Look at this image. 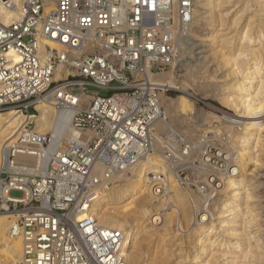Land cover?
Listing matches in <instances>:
<instances>
[{"label":"built area","instance_id":"built-area-1","mask_svg":"<svg viewBox=\"0 0 264 264\" xmlns=\"http://www.w3.org/2000/svg\"><path fill=\"white\" fill-rule=\"evenodd\" d=\"M194 14L195 0H22L17 19L0 15V113L26 119L0 145V213L18 215L17 264H129L123 231L99 223L92 206L115 175L157 153L172 163L177 150L194 149L184 133L159 127L169 89L150 77L178 57ZM39 105L72 110L77 132L40 171L19 160L51 142L35 130ZM148 176L159 186L164 175ZM4 247L0 235V264Z\"/></svg>","mask_w":264,"mask_h":264},{"label":"bare ground","instance_id":"bare-ground-1","mask_svg":"<svg viewBox=\"0 0 264 264\" xmlns=\"http://www.w3.org/2000/svg\"><path fill=\"white\" fill-rule=\"evenodd\" d=\"M21 1L9 0L11 8H8L4 5V0H0V15L4 23H11L18 18ZM233 2L234 0H195L194 19L186 34L179 37L178 57L171 65V71L165 76L150 73L152 80L159 82L165 88H178V82H176L173 72L177 69L184 54L192 49L193 25L198 16L204 19L205 24H207V38L203 40V46L209 47L214 44L217 47L227 46L231 37H227L229 32L218 33L219 30H225V28L217 29V23L221 26L226 24L223 18L215 16L214 11L215 7H224V5ZM203 8L205 11L197 14ZM236 21L237 18L234 22ZM252 31L253 27L249 21L239 37L238 56L230 62L229 73L222 76H232L233 80L229 81L232 85V91L227 95L222 92L215 95L223 105L236 111L234 115L225 112L220 119H230L232 123L237 122L245 125V130L239 135V143L231 144L226 141L225 148L212 147L214 133L208 132L203 135L202 143L199 144L200 148L194 147L198 153L196 159L200 162L201 167L203 165L207 169L204 172L207 174L206 181L209 186L202 185L203 178L196 176L193 183L197 186L198 195L193 191L183 193L184 189L179 192L176 183L180 181V178L175 166L177 163L180 164L190 158L194 151L191 148L186 156L182 149H179L175 152L176 160L172 163L157 153L151 159L132 169L131 173L125 172L115 175L111 179L113 186H109L103 196L92 206L91 214L98 219L99 223L123 231L125 258L129 264H170L171 251L166 246L170 233L168 224L175 212L178 214L177 216H180L177 222L181 228L184 227L181 222L182 216L185 218L183 223L186 224V227L189 228L192 223L188 236L193 239L196 246H199L197 251L190 256H186L187 254L181 248L179 251L181 257L177 264H182L192 255L194 259L197 258L199 253L209 244V241L210 243L218 241L220 238V234L217 233L219 227L227 232L230 237V240L225 241V247H236L238 245L236 238L242 236L246 239L248 246H251L250 252L253 254L256 263L264 261V236L258 234L262 230V219L259 218L260 214L259 211L257 212V207L253 205L252 192L243 191L241 185L244 177L249 178L258 173L261 164L260 156L264 151V78H261V75L258 79L261 72L264 75V36L260 31L259 46L253 48L250 45ZM215 52L217 54V51H214V54ZM248 55H253V57L248 58ZM249 59H252L251 64ZM224 61L228 60L224 59ZM69 72L71 70H65V75ZM60 76H62L61 72L57 71L55 77ZM241 83L249 84L242 85ZM165 97L167 96L163 94V105H166ZM176 101H178V107L184 115L196 112L193 102L187 96L180 95ZM38 109L40 113L36 115L35 130L40 134H51V142L45 152H38L36 156H19V160L26 159L32 167L38 166L40 171L47 166V153L60 147L64 138L68 142L77 135V132L71 125L72 110L56 111L50 105H39ZM166 114L168 115L167 111ZM25 122V117L16 112L0 113V145L9 139L16 138ZM159 127L162 129L173 128L171 123L165 121L160 122ZM226 127L224 126L222 129L225 130ZM230 136L227 139H230ZM18 166V168L32 170L30 166L27 168L24 165ZM152 172L164 175L161 183H159L161 185L157 186L158 183H152L153 181L148 176ZM221 191H225L226 194L218 210L214 212L209 205ZM175 199L180 205L171 204ZM242 204L245 207H242ZM241 212L244 220L246 219L248 223L256 226L254 235L247 236L245 231L239 230L235 225L236 217ZM154 216L155 218H153ZM17 219L18 215L12 212L0 213V235L3 237L4 243L7 241L5 240V231L10 228L7 231L10 242L5 244L2 253L7 254V258L4 257L7 262L17 256L11 260L15 262L12 264H17L22 255L20 227ZM214 236L215 239L211 241L210 239ZM150 239L155 240L157 246L154 248L153 258L146 262L143 259L142 250L149 244ZM252 239H255V243H253L255 247L252 246ZM11 245L13 247L7 250L6 248ZM240 252L241 250H238L233 257H237Z\"/></svg>","mask_w":264,"mask_h":264},{"label":"rangeland","instance_id":"rangeland-1","mask_svg":"<svg viewBox=\"0 0 264 264\" xmlns=\"http://www.w3.org/2000/svg\"><path fill=\"white\" fill-rule=\"evenodd\" d=\"M199 11L197 12V14L205 11V9L203 8ZM214 14L215 16H219L220 18L224 19L226 25L221 26L219 25V23H217L216 27L217 29L225 28V30H219L218 33L229 32V36H227L231 37L229 44L223 47H217V45L215 44V46L211 45L209 47H204L203 40L207 38L208 32V30L206 29L207 24H205L204 19H202L200 16L196 17L195 23L193 25L194 35L192 36V49L188 50L184 54L183 58L178 63L177 69L173 72L174 77L177 80L176 82H178V88L167 87L169 91L167 92V94H165V96L167 97H165L166 105H164V107L168 112L169 119L167 122L171 123L175 130L184 133V136L188 140L190 139L194 147H199V144L202 143L203 135L207 134L208 132H213L215 134L213 135L214 138L212 139L214 143L212 144V147L215 146V148L217 147L218 149H222L225 148L226 141L230 142L231 144L239 143V135L245 130V125L237 122L232 123L230 119H220V117L222 118L224 116L225 112L234 115L236 114V111L230 109L226 105H223L222 102L219 101V98L215 95L220 94L221 92L227 95L232 91V85L229 83V81H231L232 79V76H222L226 73H229V68L231 67L230 62L238 56L240 41L239 37L242 30L244 29V26L249 21H251V25L253 27V31L251 32L252 39L250 45L253 48H257L259 46L258 40L260 39L261 34L264 36V0H234L233 3L226 4L224 5V7H215ZM236 18L237 21L234 22ZM260 31L261 34L259 33ZM206 49L209 50L206 51ZM214 51H217V54L216 52L214 54ZM207 55L209 56L208 58ZM252 57L253 55H248V58ZM224 59L228 61L225 62ZM251 60L252 59H249L250 64L252 62ZM171 68L172 66L166 71L159 74H161V76H165V74L171 71ZM261 75V78H264V75L261 72V74L258 75V79ZM241 84L247 85L249 83ZM100 93L102 95H108V90H100ZM180 95L187 96V98H189L191 102H193L196 112H190L186 115L181 112L180 108L178 107L179 103L178 101H176L178 96ZM224 126H227L225 130L222 129ZM44 134H48V136H51V134L49 133ZM229 136L230 139H227ZM194 151L193 155L190 158H188L184 162H181L183 165L181 163L176 164V166H178V169L175 170L177 171L178 175H181L179 176V178L182 179H180V181L182 182L178 181V183H176V186L179 188V192L184 189L183 193L185 191H193V193L195 192L197 194V186H195L193 183V179L196 176H200L203 178L202 185H208L206 181L207 174L205 173L207 169L203 167V165L201 167L200 162L196 159L198 153ZM260 158L261 164L257 171L258 173L256 172L257 174L255 176L252 175L249 178L244 177L241 181V185L243 187V191L249 190L250 192H252L253 205L257 207V212L259 211L260 214L259 218L262 219L263 223L261 227L262 230L258 234H261L260 236L263 237L264 151L261 153ZM185 181L192 182L193 185L188 186L189 184L187 185ZM111 186H113V183L111 184ZM21 194L22 193L19 191L11 192V195L14 197H20ZM225 194V191H221L212 199L209 205L211 210H213L214 212L218 210L222 199L225 197ZM172 202L173 203L171 204L176 206L177 199L173 200ZM242 207H245V205L242 204ZM175 214L176 212L172 214L171 222L168 224L170 233L168 235L169 240L166 246L171 251L169 257L170 264L178 263V260L181 257L179 255V251L181 248H183L184 253L187 254L186 256H190L192 253L194 254L199 247L196 246L193 242V239L188 236L190 231L189 228L192 223L189 228L188 226L186 227V224L183 223L185 222V218L184 216H182L181 222L184 226V229L183 233L180 232L177 229L179 223L177 221L180 219V216H177L178 214ZM190 214H192V212H190ZM247 221L248 220L246 219L244 220L241 212V214L236 217L235 225L239 228V230L245 231L246 234H248L247 236H252L256 231V226L254 224L248 223ZM9 230L10 228L5 231V240H7L5 244L10 242L9 237H7V231ZM217 233L220 234V238L218 241H216L215 243H210L209 241V244L205 246V249L199 253L197 258L194 259V256L192 255L193 257L191 256V258L184 260L182 264H264V261L256 263L253 254L250 252L251 246H248L246 239H244L242 236L236 238V241L238 242V245L236 247L228 248L225 247L224 244L225 241L230 240L227 232H224L219 227ZM214 239L215 236L210 240L212 241ZM254 241L255 239H252V244L255 243ZM148 243L149 244H147V246L145 245L146 247L144 246L145 248H143L142 250L144 254L143 259L146 262L148 260L150 261L153 258V251L157 246V242L153 239H150ZM252 246L255 247V244H253ZM10 247L13 246L11 245L6 249L8 250ZM238 250H241V252L237 254V257H233L235 256V253L238 252ZM6 256L7 254L2 253L1 263H15L11 260L16 258L17 256L9 259V262H7V260L5 259L7 258Z\"/></svg>","mask_w":264,"mask_h":264}]
</instances>
